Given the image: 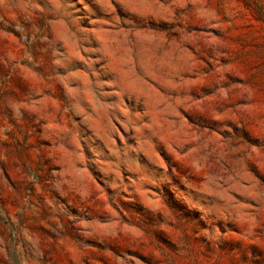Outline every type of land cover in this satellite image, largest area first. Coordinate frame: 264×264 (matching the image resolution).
Listing matches in <instances>:
<instances>
[{
    "label": "rangeland",
    "instance_id": "rangeland-1",
    "mask_svg": "<svg viewBox=\"0 0 264 264\" xmlns=\"http://www.w3.org/2000/svg\"><path fill=\"white\" fill-rule=\"evenodd\" d=\"M0 264H264V0H0Z\"/></svg>",
    "mask_w": 264,
    "mask_h": 264
}]
</instances>
